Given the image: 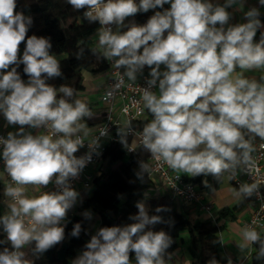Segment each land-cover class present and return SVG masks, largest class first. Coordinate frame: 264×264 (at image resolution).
I'll return each instance as SVG.
<instances>
[{"label": "clouds", "instance_id": "1", "mask_svg": "<svg viewBox=\"0 0 264 264\" xmlns=\"http://www.w3.org/2000/svg\"><path fill=\"white\" fill-rule=\"evenodd\" d=\"M66 2L74 10L86 9L83 17L89 23H99L90 51L111 62L115 90L135 84L145 66L150 69L138 103L141 113L146 110L152 118L141 131L130 120L121 123L117 135L124 149L141 148L173 172L210 174L220 183L236 179L238 171L257 168V138L264 147V31L255 41L257 31L264 29L259 8L244 12L246 22L229 25L228 9L236 6L243 11L245 0H224L223 4L211 0ZM258 3L264 6V0ZM165 4L170 8L156 11L145 24H125L138 12ZM16 7L17 0H0V113L8 125L20 126L17 132L0 136L4 161L0 180L7 198V211L0 216L6 240L0 244L11 246L0 251V264H33L25 248L34 245L31 254L38 256L64 240L68 212L80 197L70 181L79 177L93 154L99 155V137L106 136L108 129L92 136L85 121L94 114L76 89H57L46 82L62 75L59 61L50 54L49 38L32 35L26 39L32 18ZM25 40L21 57L19 46ZM83 51L77 53L78 58ZM20 64L27 82L17 67L8 70ZM161 65L166 70L161 71ZM250 72L259 73L258 78L246 75ZM157 87L158 92L152 90ZM25 126L38 130L37 134L26 132ZM130 135L134 137L131 143ZM85 141L89 150L77 157ZM145 173L151 174L150 163L139 161L137 178ZM50 183L56 191H40ZM29 188L39 194L29 195ZM258 188L257 182L242 183L233 194L240 201ZM135 206L137 214L129 217L133 223L99 228L72 264H132L130 253L135 254L136 264H169L172 238L149 229L165 221L160 215H149L143 202ZM155 211L170 209L160 206ZM82 215L92 219L90 211ZM81 231V224L76 223L71 236L79 237ZM239 233L241 252L258 244L256 259L264 260L261 233L248 224ZM216 242H224L220 233ZM184 264L191 262L186 259ZM208 264L219 261L212 258Z\"/></svg>", "mask_w": 264, "mask_h": 264}, {"label": "trees", "instance_id": "2", "mask_svg": "<svg viewBox=\"0 0 264 264\" xmlns=\"http://www.w3.org/2000/svg\"><path fill=\"white\" fill-rule=\"evenodd\" d=\"M167 9L156 8L157 11ZM17 12H22L26 16L32 18V24L29 27L27 37L36 35L38 37L49 38L51 42V53L62 54L64 58L59 61L62 75L48 79L46 82L59 89L61 86H69L78 92L83 91V72H88L92 75L104 74L108 70V65L105 59L97 58L88 46L90 38L99 28V23H89L83 17L85 9L74 10L66 0H17ZM155 14V11L138 12L133 16V22L138 25H143L147 20ZM259 19L264 23V13H261ZM257 31L255 41L260 39V32ZM26 46V40L19 46V55L22 57L23 50ZM83 49V54L77 57L80 49ZM142 51V50H141ZM17 67L21 79L28 80V76L23 72V64ZM151 114L144 111V116L132 126L138 130H142L145 123L151 119ZM149 153L141 148L129 155L123 151L121 143H111L106 146L102 161L98 165L92 180V188L89 195L82 198L79 205L82 209L90 211L98 215L99 223L96 232L101 227L124 226L131 224L134 221L129 217L137 214V202H148L149 215H160L164 223H159L149 226L152 231H164L173 240L172 245L167 250L168 253L173 251L179 245L182 239V234L185 233L189 242V252L192 256V264H208V261L215 258L219 264H224L219 259L221 243H214L218 240V234L222 226L211 221H198L188 217L185 212H178L174 202L170 200L167 194L158 197H148L146 194L149 191L156 190L154 182L144 174L142 179L137 178L136 173L139 170V161H148ZM107 168V169H105ZM183 178L198 186L200 191L210 193L219 189L222 183L218 182L212 175H199ZM204 181L208 182V186ZM1 191V184H0ZM244 201L229 208L225 207L218 211L217 220H232L234 215L239 212ZM163 206L170 211L157 213L155 209ZM4 214L0 207V216ZM90 220L84 216L75 215L71 218L68 225L65 227V238L62 242L55 245L48 251L38 256L31 254V247L25 248L34 258L36 264H72V259L76 257V251H84L86 243L91 239L84 234V226ZM76 223H80L82 231L79 237L71 236V231ZM146 229V230H149ZM95 232V233H96ZM94 233V234H95ZM264 238V232L261 233ZM0 240H6V234L0 227ZM4 247H11L10 244H0V251ZM259 245H252L250 255L251 264H264V260L256 259V251ZM130 257H135L134 253H130Z\"/></svg>", "mask_w": 264, "mask_h": 264}, {"label": "built area", "instance_id": "3", "mask_svg": "<svg viewBox=\"0 0 264 264\" xmlns=\"http://www.w3.org/2000/svg\"><path fill=\"white\" fill-rule=\"evenodd\" d=\"M139 3V0H136ZM86 10V9H85ZM151 11H157L156 9H150ZM235 25V24H231ZM115 30V26H113ZM97 32V31H96ZM95 32V36H96ZM109 76L101 92L99 102L104 109L103 119L97 125L92 136H99L100 131L104 128L108 129V134L106 136H100V148L98 149L99 155L93 154L91 161L85 166V168L79 174V177L70 181L71 186L78 193L81 191L90 192L92 188V180L96 169L100 162L102 161L104 152L106 151V146L111 143H120L119 137L117 135L118 127L125 120H130L132 123L139 121L143 116L141 113V104L138 103L140 100V89L147 87V79H149V74L143 70L142 74L137 75V80L135 84L126 83V85L119 90L113 88L115 80L113 79V68L111 62L107 61ZM123 71V69H121ZM153 91L158 92V87L153 88ZM133 127V126H132ZM136 131H140L133 127ZM0 136L6 137L7 134L0 131ZM133 136H129L128 140L131 143ZM257 151L254 153L257 168L254 171L244 170L238 171L236 179L230 181L231 185L238 190L240 184L242 183H259L258 191L255 192L251 197L245 198L250 205V212L248 218L244 222L245 224L252 225L260 233L264 232V147H261V142L259 138L256 139ZM87 141H85L84 147L80 148L75 155L80 157L88 152ZM123 151L126 155L133 152H128L123 147ZM0 152H2V146H0ZM148 162L151 166V174L147 176L154 182L156 190L163 189L160 195L167 194L170 200L178 201L181 205L189 206L195 205L203 213H210L211 205L203 201V196L205 192L200 191L198 186L190 181L183 178L180 173L173 172L169 170L165 165H162L154 160H151L150 154L148 157ZM0 170L4 171V161L2 156H0ZM7 178V177H5ZM1 191H0V207L4 210L6 207V197L4 196V182L0 180ZM48 190L46 192L56 191L57 188L54 183H50L47 186ZM154 191V190H153ZM153 191H149L146 195L148 197H153ZM77 215L74 207L69 210L67 215V222L65 227L70 222L73 216ZM253 221L256 223L253 224ZM252 249V246H251ZM132 264H136L133 262Z\"/></svg>", "mask_w": 264, "mask_h": 264}, {"label": "crops", "instance_id": "4", "mask_svg": "<svg viewBox=\"0 0 264 264\" xmlns=\"http://www.w3.org/2000/svg\"><path fill=\"white\" fill-rule=\"evenodd\" d=\"M211 2L213 4H223L224 0H211ZM165 5L167 6V8H170V4H165ZM252 7H257L259 8L260 13H264V6H260L258 3V0H245L243 11L237 10L236 6H233L228 9V11L231 13V19L229 20V25L246 22L244 18V12L248 11ZM132 22H133V17H129L125 20L126 25ZM126 30L127 28L121 29V31H126ZM144 69L149 74L150 69L147 66H145ZM160 70L161 71L166 70L165 66L161 65ZM100 75H103L104 77ZM100 75H92L88 72H84L83 73L84 89L82 92L79 93L81 94L79 96H83L82 94H84V92H86V90L89 89L91 85H95L96 88H99L98 97L100 98L101 92L108 79L109 72L107 70L104 74H100ZM246 75L256 76L258 78L259 73L250 72V73H246ZM82 100L86 101V99L84 98ZM97 105L102 109V112L104 113V109L102 105L100 104L99 99H98ZM85 122L90 127L91 133H93L98 124L95 121H92V119H86ZM19 127H20L19 125H8L3 114L0 113V131L1 132L5 134H8L9 132L15 133L19 130ZM25 131L31 132L32 134H37L38 130L31 129L25 126ZM185 177H188V176L186 175ZM32 190L35 191L34 189ZM47 190L48 188L45 187L40 191L46 192ZM234 190L236 189L231 185L230 181L225 180L222 182L219 189L212 191L210 193H205L203 196V201L211 205V210L209 214L203 213L194 204L189 205V206H184V205H181L178 201H174V205L178 212H185L188 215V217L193 220L211 221L212 223H217V225L222 226L220 234L223 236L224 242L223 244H221V250L219 252V259L223 261L224 264H228V258H231L232 264H251V261H250V255L252 251L251 247L249 250H246L245 252H241V250L237 246V244L241 241L239 230L243 227L244 222L248 218V215L250 212V205L245 198L238 201L237 198L233 194ZM162 192H164V190L160 188L158 190H154L153 195L154 196L160 195ZM88 195L89 193L86 196ZM242 201H244L243 202L244 204L241 210L234 215V219L217 220L218 211L220 209L225 208V207L231 208ZM181 237L182 239L179 242V245L177 246V248L173 251L172 260L169 262V264H184V261L186 259L190 260L191 264L193 262L192 256L189 252L188 238L185 233H183ZM130 260L132 261V263L135 262V257H130Z\"/></svg>", "mask_w": 264, "mask_h": 264}, {"label": "rangeland", "instance_id": "5", "mask_svg": "<svg viewBox=\"0 0 264 264\" xmlns=\"http://www.w3.org/2000/svg\"><path fill=\"white\" fill-rule=\"evenodd\" d=\"M28 2H31L32 0H27ZM95 42V35L93 37L90 38L89 42H88V46L89 48H91L93 46ZM52 55H55L56 58L58 60H61L64 58V55L62 54H56V53H51ZM84 73V72H83ZM102 77H104L103 75H100ZM98 94H99V88H96L95 85H91V87H89V89L86 90V92H84V94H82L83 96H79L80 99H86V103L89 104L94 116L92 118V121H95L98 125L99 123L102 121L103 119V112H102V109L97 105V102H98ZM81 95V94H79ZM83 97V98H82ZM107 169V168H105ZM182 176H188V177H192V175L190 174H187V173H184V172H179ZM28 194L29 195H38L39 194V191L35 190L33 191L32 188H29L28 190ZM80 197L78 199V202L77 204L74 206V209L77 213L78 216H83V212L87 211V210H84L82 209V207L79 205L81 199L86 196L88 194V192H84V191H81L80 193ZM145 204V206L147 207V209H149L148 207V202L147 201H144L143 202ZM4 213L7 211V209L5 208L4 210ZM98 223H99V217L98 215L96 214H93L92 215V219L88 222V224H86L84 226V234L88 237H91L92 235H94V233L96 232V229L98 227ZM27 254V258L32 260L33 261V264H36L35 261H34V258L30 255L29 251L28 250H24ZM81 253V251H76V257ZM73 260V259H72Z\"/></svg>", "mask_w": 264, "mask_h": 264}]
</instances>
